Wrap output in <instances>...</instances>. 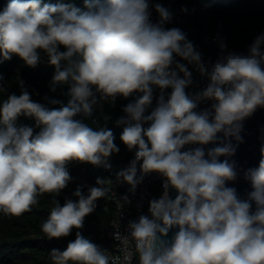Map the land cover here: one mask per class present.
<instances>
[{"label": "clouds", "instance_id": "obj_1", "mask_svg": "<svg viewBox=\"0 0 264 264\" xmlns=\"http://www.w3.org/2000/svg\"><path fill=\"white\" fill-rule=\"evenodd\" d=\"M172 19L150 0H84L83 8L71 0H10L0 11V63L18 56L36 68L43 56L55 69L50 91L68 85L67 103L48 96L40 103L19 79L20 95L0 104V213L18 217L53 194L42 232L59 240L77 230L63 251H50L53 264H132L137 254L138 264H264V143L258 166L241 170L251 186L247 198L228 186L238 178L231 158L244 143L243 122L264 108V32L246 54L225 52L221 42L218 58L206 63L185 32L165 27ZM189 66L209 81L194 94L186 91L193 84ZM3 82L0 74V90ZM134 93L140 95L115 120L123 126L120 141L134 152L116 183L135 194L145 175L157 173L163 192L149 200L147 215L129 220L123 233L113 231L123 255L111 256L81 230L112 191L105 187L112 179L97 177L87 193L78 185L77 199L65 198L63 206L56 197L72 181L69 164L112 169L109 158L120 152L113 131L84 121L102 101L114 105ZM21 116L34 125L18 124ZM122 200L132 202L127 194ZM172 229L178 230L169 239Z\"/></svg>", "mask_w": 264, "mask_h": 264}, {"label": "trees", "instance_id": "obj_2", "mask_svg": "<svg viewBox=\"0 0 264 264\" xmlns=\"http://www.w3.org/2000/svg\"><path fill=\"white\" fill-rule=\"evenodd\" d=\"M9 2L10 0H0V11ZM45 2L56 4L69 0H45ZM71 2L77 7H84V0H71ZM150 3L152 5L160 3L172 12L173 19L165 27H177L185 32L188 39L202 53L206 63L215 62L220 55L221 43L212 42L214 33L222 35V42L227 45L225 52L235 51L246 54L247 47L255 36L264 32V0H150ZM185 8L187 12L182 11ZM151 19L153 22L159 19L154 9ZM54 71V66L49 65L47 58L43 56L36 68L28 67L18 56H13L10 61H3L0 63V74L4 76L3 89L0 90V104L10 94L20 95L19 79L25 81L33 101L47 103L43 97L48 96L67 103L68 97L65 93L68 91V85L58 86L55 92L50 91L49 84ZM208 82L207 77L203 76L200 90L205 88ZM166 91L170 92L171 89ZM139 95L134 93L127 99L118 97L114 105L102 101L95 106L92 116L84 121L93 128L104 126L113 131L120 152L112 155L111 159L119 165H128L134 157V152H129L120 141L123 126H116L115 120L123 115L122 107L134 101ZM152 107H155V100ZM150 111L151 108L148 112ZM17 123L34 125V120L21 116ZM68 169L72 181L56 197L61 206L65 198L74 201L77 199L72 193L78 185H83L82 190L87 193L88 187L95 186L97 177H108L102 166L72 163L69 164ZM38 200L39 203L30 212L18 217L0 213V264H53L50 251L54 248L63 251L68 242L75 239L76 229L68 237L59 240L46 238L41 225L48 218L53 207V194L44 193L38 197ZM97 205L96 210L85 218L82 234L109 252L114 251V244L108 237L109 223L115 215L113 204L106 195L97 201ZM134 264H138V255Z\"/></svg>", "mask_w": 264, "mask_h": 264}, {"label": "built area", "instance_id": "obj_3", "mask_svg": "<svg viewBox=\"0 0 264 264\" xmlns=\"http://www.w3.org/2000/svg\"><path fill=\"white\" fill-rule=\"evenodd\" d=\"M222 41V35L220 33H214V35L212 36V42L221 43ZM190 70L193 73V84L189 86L186 91L194 94L195 92L200 90L201 79L203 76H201L193 66H190ZM190 147H195V145ZM109 162L112 165V169L105 171L108 175L107 178L112 179V184L107 185V187L112 188V191H110L107 195L109 196L113 204L115 212L114 218L109 223L108 237L114 244V251H110L109 255L122 257L123 253L120 251L121 245L113 239V231L118 228L123 233L126 230L129 220H136L141 214H148L149 200L153 197L159 198V196L163 192V177H161L157 173H150L148 175H145L142 183L137 187L135 194H131L128 192L129 185H127L126 183L117 184L115 179V173L121 169L126 168L127 165H119L115 163L111 159V157L109 158ZM139 175L140 173L138 172V176ZM126 194L129 195V198L132 201L131 204L123 202L122 197ZM121 203L123 204V207ZM130 251L135 253L134 244H130ZM136 258L137 255L134 256L132 264L135 263Z\"/></svg>", "mask_w": 264, "mask_h": 264}, {"label": "water", "instance_id": "obj_4", "mask_svg": "<svg viewBox=\"0 0 264 264\" xmlns=\"http://www.w3.org/2000/svg\"><path fill=\"white\" fill-rule=\"evenodd\" d=\"M264 67V66H262ZM211 102L202 103L199 105V110L210 107ZM244 128L242 136L244 138V143L239 144L236 154L231 158L237 161L238 165V178L235 182H230L228 186L235 187L238 195L242 199L247 198V193L251 191L250 184L244 180L243 171L250 167H257L260 160V146L264 141L261 137L264 136V108H259L257 111L244 122ZM233 143L235 141L233 140ZM205 149L213 147L209 144L204 146ZM221 160L225 159L220 157ZM175 190H170V196L174 199L176 196ZM255 210V205L253 204V211ZM178 229H172L169 233V239L172 234Z\"/></svg>", "mask_w": 264, "mask_h": 264}, {"label": "rangeland", "instance_id": "obj_5", "mask_svg": "<svg viewBox=\"0 0 264 264\" xmlns=\"http://www.w3.org/2000/svg\"><path fill=\"white\" fill-rule=\"evenodd\" d=\"M138 255V254H137Z\"/></svg>", "mask_w": 264, "mask_h": 264}]
</instances>
